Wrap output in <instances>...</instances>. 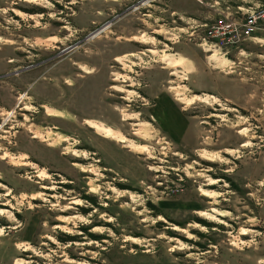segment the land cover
Segmentation results:
<instances>
[{"label": "rangeland", "instance_id": "374dc122", "mask_svg": "<svg viewBox=\"0 0 264 264\" xmlns=\"http://www.w3.org/2000/svg\"><path fill=\"white\" fill-rule=\"evenodd\" d=\"M138 1L0 0V264H264V0Z\"/></svg>", "mask_w": 264, "mask_h": 264}, {"label": "built area", "instance_id": "2783aa9c", "mask_svg": "<svg viewBox=\"0 0 264 264\" xmlns=\"http://www.w3.org/2000/svg\"><path fill=\"white\" fill-rule=\"evenodd\" d=\"M155 0H146L153 2ZM138 8V7H137ZM205 25H208L206 23ZM264 29V5L237 6V9L228 6L227 9L219 10L208 27V35L204 38V44L216 46L222 51L229 48H238L242 44L258 38L256 31Z\"/></svg>", "mask_w": 264, "mask_h": 264}, {"label": "bare ground", "instance_id": "6f19581e", "mask_svg": "<svg viewBox=\"0 0 264 264\" xmlns=\"http://www.w3.org/2000/svg\"><path fill=\"white\" fill-rule=\"evenodd\" d=\"M32 1H36V0H32ZM118 60H122V58L120 57V58H118ZM165 60H169V63L171 64V66L172 67H175V66H177V65H179V61L178 62H173V60L172 59H170V58H167V57H165ZM179 67V66H178ZM53 110V109H52ZM52 113V112H51ZM52 114H54V115H58L59 117H61V116H63L61 113H52ZM88 124L90 125V127H92V128H94L98 133H100V134H102L103 136H105V137H113V138H115V139H117L118 141H120V142H129L126 138H124V137H122L121 135H118L117 134V132L112 128V127H109V126H104V125H102V124H100V123H98V122H94V121H88ZM138 147L139 148H144V149H146V146H141V145H138ZM138 148V149H139ZM76 155V154H75ZM76 156H78V155H76ZM216 182V181H215ZM215 182H212L213 184L215 183ZM203 192V195H205V196H207V197H209V198H214L215 196H214V194H213V192H210V191H208V190H203L202 191ZM221 213V212H220ZM201 214H202V216L203 217H205V218H207V219H210L211 221H216V220H218L217 219V216L216 215H214V214H212V213H210V212H208V211H204V212H201ZM222 214V213H221ZM220 214V215H221ZM219 222H223L222 220H218ZM197 227L199 226V224H197L196 225ZM177 229H178V227H177ZM249 232H248V230L247 229H245L244 230V232L242 233V234H248Z\"/></svg>", "mask_w": 264, "mask_h": 264}, {"label": "flooded vegetation", "instance_id": "af4514ba", "mask_svg": "<svg viewBox=\"0 0 264 264\" xmlns=\"http://www.w3.org/2000/svg\"><path fill=\"white\" fill-rule=\"evenodd\" d=\"M138 3H139L138 6L140 5V7H141L142 5H145L147 2H146V0H139ZM149 6L152 7V4L150 3ZM144 14H147V13H144ZM147 15H151V14H147ZM119 16H120V14L117 15V17H119ZM113 20L114 19H112V17H111L110 20L108 22H106V24H105L106 27L109 26L113 22Z\"/></svg>", "mask_w": 264, "mask_h": 264}, {"label": "water", "instance_id": "95a60500", "mask_svg": "<svg viewBox=\"0 0 264 264\" xmlns=\"http://www.w3.org/2000/svg\"><path fill=\"white\" fill-rule=\"evenodd\" d=\"M100 30H101V28L95 30L92 34L94 35V33H96L97 31H100ZM70 48H71V47H70ZM70 48H69V49H70ZM69 49H67V50H69Z\"/></svg>", "mask_w": 264, "mask_h": 264}]
</instances>
